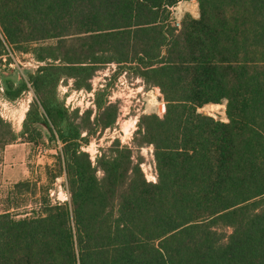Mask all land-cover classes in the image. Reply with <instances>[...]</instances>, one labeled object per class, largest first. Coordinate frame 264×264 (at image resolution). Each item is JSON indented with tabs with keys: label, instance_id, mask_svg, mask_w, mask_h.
Instances as JSON below:
<instances>
[{
	"label": "trees",
	"instance_id": "obj_1",
	"mask_svg": "<svg viewBox=\"0 0 264 264\" xmlns=\"http://www.w3.org/2000/svg\"><path fill=\"white\" fill-rule=\"evenodd\" d=\"M182 1L0 0V59L22 50L37 64L26 79L0 75L4 100L28 82L35 93L19 133L0 117V164L43 125L62 145L48 182L64 176L69 197L43 186L32 210L0 213V264H264V0H197L199 18L178 27ZM109 65L114 80L160 88L166 111L141 115L132 145L116 139L93 160L84 148L118 114L110 85L92 87ZM68 80L94 93V121L59 97ZM207 104H225L228 122L198 111ZM14 188L16 199L30 185Z\"/></svg>",
	"mask_w": 264,
	"mask_h": 264
},
{
	"label": "rangeland",
	"instance_id": "obj_2",
	"mask_svg": "<svg viewBox=\"0 0 264 264\" xmlns=\"http://www.w3.org/2000/svg\"><path fill=\"white\" fill-rule=\"evenodd\" d=\"M174 16L180 21L183 18L190 16L193 19H198L199 3L197 0H185L180 2L175 10ZM11 62L7 64L8 57L0 59V75L5 72L6 75L10 71L18 72L21 77L27 78L29 72L36 70L37 64L35 58L29 53L22 50L9 51ZM9 69V70H8ZM117 71L116 65H109L98 71L92 80L94 90L101 89L106 85H110V100L117 108V119L113 128L100 130L97 135L91 140L90 145L84 150L90 154L92 159H95L96 154L101 148L111 145L112 141L119 139L124 145H132L134 133L137 130V123L141 115L157 114L163 116L166 111V102L160 88H146L141 79L128 77L126 73L120 75L114 80V73ZM29 90L17 101L9 102L0 96V117L9 122L14 131L19 133L22 130L23 122L26 119L27 113L35 101V93L28 82ZM93 90V91H94ZM0 92H2L1 76H0ZM59 97L64 100L65 106L72 111L79 108L82 115L86 111L91 112V120L94 121L97 114V109L94 103V93L84 90H76L73 86V81L68 80L61 83L58 88ZM67 96V97H65ZM154 100L157 104L155 110H150L149 101ZM158 102V103H157ZM198 111L202 114L213 117L216 120L224 123L228 122L226 116L225 104H207ZM23 120V121H22ZM36 128L41 136L36 142V146L32 147L29 154L27 167L32 172L29 179L24 182L29 183L30 189L24 190L18 198L14 200V205L18 207L17 214L24 215L32 210L39 200L43 186H49V195L55 201H67L68 189L66 178L60 176L56 179L53 185L49 184L46 167L54 168L56 164V156L61 148L60 142H51L49 138V130L43 125H37ZM153 147H145L140 154L144 158L142 168L150 182H156V166L154 160ZM37 188H34V185ZM7 189L5 186L0 187V212L6 204L4 195Z\"/></svg>",
	"mask_w": 264,
	"mask_h": 264
},
{
	"label": "crops",
	"instance_id": "obj_3",
	"mask_svg": "<svg viewBox=\"0 0 264 264\" xmlns=\"http://www.w3.org/2000/svg\"><path fill=\"white\" fill-rule=\"evenodd\" d=\"M34 146H36V143H31L21 138L6 146L0 164V187L5 186L7 189L4 195L6 204L0 213L7 210L10 212L15 210V198L12 192L17 183L26 181L32 175L27 164L29 154ZM0 196H2L1 193Z\"/></svg>",
	"mask_w": 264,
	"mask_h": 264
},
{
	"label": "built area",
	"instance_id": "obj_4",
	"mask_svg": "<svg viewBox=\"0 0 264 264\" xmlns=\"http://www.w3.org/2000/svg\"><path fill=\"white\" fill-rule=\"evenodd\" d=\"M175 8H176V7H174V8L171 9V10H172V19H173V23H174L176 26L180 27V24H181L180 19H179V18L177 19V18L174 16V10H175Z\"/></svg>",
	"mask_w": 264,
	"mask_h": 264
},
{
	"label": "bare ground",
	"instance_id": "obj_5",
	"mask_svg": "<svg viewBox=\"0 0 264 264\" xmlns=\"http://www.w3.org/2000/svg\"><path fill=\"white\" fill-rule=\"evenodd\" d=\"M150 104L148 105L150 110H155L157 108V104L154 100L149 101ZM158 103V102H157ZM23 121V120H22Z\"/></svg>",
	"mask_w": 264,
	"mask_h": 264
}]
</instances>
